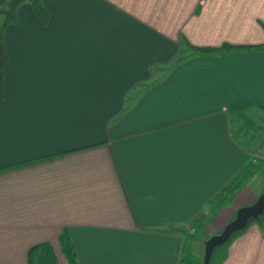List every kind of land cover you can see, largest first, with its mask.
Masks as SVG:
<instances>
[{
    "label": "crops",
    "instance_id": "obj_1",
    "mask_svg": "<svg viewBox=\"0 0 264 264\" xmlns=\"http://www.w3.org/2000/svg\"><path fill=\"white\" fill-rule=\"evenodd\" d=\"M42 2L45 25L24 2L3 34L0 264L42 242L68 264L64 228L78 264H178L191 223L194 240L218 233L264 190L208 205L245 156L264 160L231 128L264 118V0ZM182 38L261 47L198 56ZM251 223L219 264H264V218Z\"/></svg>",
    "mask_w": 264,
    "mask_h": 264
},
{
    "label": "trees",
    "instance_id": "obj_2",
    "mask_svg": "<svg viewBox=\"0 0 264 264\" xmlns=\"http://www.w3.org/2000/svg\"><path fill=\"white\" fill-rule=\"evenodd\" d=\"M24 2L28 3L33 13L39 20L42 25H45L49 13L48 9L42 2V0H1L0 1V87L2 80V70L7 61V55L5 52L3 44V34L4 30L8 25H13L17 23L16 11L20 5ZM264 29V25H263ZM181 44L185 46L193 55L198 56H210V55H222L226 53L239 52V51H250L259 49L261 45H232L228 43H223L219 47H210V46H193L189 44L184 38L181 39ZM245 110L242 108L233 110V113H237L238 116L244 115ZM242 123H247L249 118L241 119ZM243 125V124H242ZM244 127V125L242 126ZM45 160V158H38L31 161H28L22 165L34 164L39 161ZM250 159L244 157V163L239 168L238 172L231 178V180L222 186L216 194L208 201V205L212 206L213 209H217L222 205H225L232 198L234 193L242 188L245 183L250 180L253 176L261 174L264 172V160ZM19 166V165H18ZM17 167V166H15ZM264 218V211L259 216V219L256 222L258 224L262 223ZM251 223V222H250ZM203 228V223L201 221L191 223L190 230H193L192 233L188 234L189 237H185L188 241L193 239V237ZM245 229L238 231L231 235V237L222 245L216 247L212 253L209 264H219L221 263L226 256V248L233 241L235 237L241 234ZM187 234L184 232V235ZM186 236V235H185ZM58 243L60 250L66 259L68 264H78L76 258V252L74 246L71 242L68 230L66 228L62 229L58 236ZM26 262L27 264H55V257L52 252V249L48 243L42 242L31 246L26 253ZM178 264H200V262L195 258L188 244L184 245L180 252V259Z\"/></svg>",
    "mask_w": 264,
    "mask_h": 264
},
{
    "label": "rangeland",
    "instance_id": "obj_3",
    "mask_svg": "<svg viewBox=\"0 0 264 264\" xmlns=\"http://www.w3.org/2000/svg\"><path fill=\"white\" fill-rule=\"evenodd\" d=\"M260 27L263 29V25L264 22H260ZM264 33V31H263ZM183 52H179V54L177 55L176 59H179L182 56ZM247 113V112H246ZM247 115V114H246ZM258 115L260 116L261 114H256V113H252L249 111V119L251 121H246L247 123H242V121H240V124H243L244 127H246L245 129H241L238 130L237 126L239 125L237 121H235V124L231 125V128H233V134L235 135V137H237L240 140H244L242 143V145L245 147L246 151H250L253 154L256 155H260L264 157V118H258ZM242 119V118H241ZM253 122V124H252ZM238 124V125H236ZM258 125H261L262 127H260V129L258 130ZM245 135L242 136L244 133ZM253 136V137H252ZM255 158V162H257V160H261L258 157H254ZM262 183H264V178L261 176L259 177V175H256V177L253 176L252 180L247 181V185H250L251 187L253 186V188H259ZM248 189V188H246ZM262 190V186L261 188L256 191V194L254 192V196L257 197V195L259 194V192ZM248 193V192H247ZM234 203V202H233ZM252 225L256 224V222H252ZM210 235L208 233H205L203 235H201V237H199V239L194 240L191 239L188 243L190 246V251L193 254V256L195 258H197V260L200 262L201 264V260H202V256H203V243L202 241H200V239H203L204 237L207 239ZM198 237V236H197ZM205 241V240H204Z\"/></svg>",
    "mask_w": 264,
    "mask_h": 264
},
{
    "label": "water",
    "instance_id": "obj_4",
    "mask_svg": "<svg viewBox=\"0 0 264 264\" xmlns=\"http://www.w3.org/2000/svg\"><path fill=\"white\" fill-rule=\"evenodd\" d=\"M264 211V190L249 205L239 207L233 219L227 222L218 233L210 235L203 243L201 264H209L214 249L224 244L232 234L241 231L252 221H257Z\"/></svg>",
    "mask_w": 264,
    "mask_h": 264
}]
</instances>
